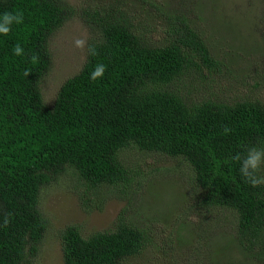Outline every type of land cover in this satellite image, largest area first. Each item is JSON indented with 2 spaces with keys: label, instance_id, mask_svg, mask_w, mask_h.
<instances>
[{
  "label": "trees",
  "instance_id": "obj_1",
  "mask_svg": "<svg viewBox=\"0 0 264 264\" xmlns=\"http://www.w3.org/2000/svg\"><path fill=\"white\" fill-rule=\"evenodd\" d=\"M17 9L24 23L0 36V264H34L48 228L40 209L43 189L70 171L93 189L117 185L127 175L118 155L130 147L184 158L204 204L233 212L236 241L263 263L264 185L246 182L232 158L264 147V102L245 96L233 104H191L172 88L194 54L213 63L184 14L167 20L168 35L157 42L118 5L93 9L85 21L98 55H87L48 106L40 81L52 67L49 42L74 9L65 0H0V14ZM17 43L23 56L13 55ZM97 64L106 71L93 81ZM225 126L232 129L227 135ZM60 237L64 264H125L151 242L150 233L122 217L113 230L84 237L71 225Z\"/></svg>",
  "mask_w": 264,
  "mask_h": 264
},
{
  "label": "rangeland",
  "instance_id": "obj_2",
  "mask_svg": "<svg viewBox=\"0 0 264 264\" xmlns=\"http://www.w3.org/2000/svg\"><path fill=\"white\" fill-rule=\"evenodd\" d=\"M65 1L75 14L49 42L52 67L40 81L46 105L54 104L63 83L87 60L86 51L73 46L77 37L86 35L88 42L93 37L86 16L108 4L123 8L144 36L157 42L168 35L167 20L184 14L213 60L209 64L194 54L192 66L172 84L188 103L233 104L245 96L264 102V0ZM118 161L127 175L117 185L93 189L70 171L42 190L40 209L48 228L34 264H64L60 234L66 227L78 225L87 237L113 230L120 217L151 236L143 253L125 264H264L236 241L234 213L204 204L184 158L130 147Z\"/></svg>",
  "mask_w": 264,
  "mask_h": 264
},
{
  "label": "clouds",
  "instance_id": "obj_3",
  "mask_svg": "<svg viewBox=\"0 0 264 264\" xmlns=\"http://www.w3.org/2000/svg\"><path fill=\"white\" fill-rule=\"evenodd\" d=\"M24 23V14L21 10L5 11L0 14V36H8L12 31L13 25H20ZM73 46L76 49L86 51V55L96 56L98 55L95 45L88 43V37L86 35L77 37L73 40ZM13 55L19 57L25 54V50L21 44L17 43L12 49ZM38 55H33L31 60L33 63L38 62ZM106 71V65L97 64L90 73V79L95 81L103 78ZM29 72H25V75H29ZM232 131L229 127H224V134L227 135ZM232 159L239 162L240 175L248 182L252 187H259L264 185V175H260L264 170V147L251 146L246 150L245 154L237 153ZM11 214H6L3 218V226H7L10 223Z\"/></svg>",
  "mask_w": 264,
  "mask_h": 264
}]
</instances>
